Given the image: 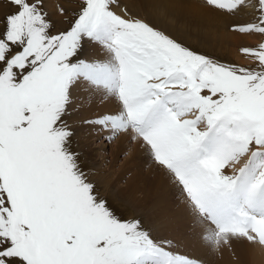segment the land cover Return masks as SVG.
I'll return each mask as SVG.
<instances>
[{"label":"snow or ice","instance_id":"1","mask_svg":"<svg viewBox=\"0 0 264 264\" xmlns=\"http://www.w3.org/2000/svg\"><path fill=\"white\" fill-rule=\"evenodd\" d=\"M220 19L248 63L166 27ZM190 234L264 250V0H0V264H207Z\"/></svg>","mask_w":264,"mask_h":264},{"label":"bare ground","instance_id":"2","mask_svg":"<svg viewBox=\"0 0 264 264\" xmlns=\"http://www.w3.org/2000/svg\"><path fill=\"white\" fill-rule=\"evenodd\" d=\"M226 23V19H220L214 28L200 31L196 29L177 30L174 26L166 27L175 38L185 43L187 46L194 48L204 54H208L223 60L225 59L226 55L232 51L230 47H239L244 44L250 45L255 42L253 38H241L228 33L225 28ZM161 179L162 178L158 174L156 176L155 182L157 183L161 181ZM145 182L146 181H143V183ZM156 183H151V185ZM127 184L129 183L127 182ZM131 185L135 186V183H132ZM118 192V195H126L129 199L134 198L131 192H124L122 188H119ZM182 251L190 256L204 259L207 264H264V258L260 255V252H258L257 248L253 246L238 247L236 249V257L239 258L238 260L236 257H233L227 252L224 254L223 258H219L215 255L212 256L205 248L201 246L199 238L196 234L188 235L187 239L183 241Z\"/></svg>","mask_w":264,"mask_h":264},{"label":"rangeland","instance_id":"3","mask_svg":"<svg viewBox=\"0 0 264 264\" xmlns=\"http://www.w3.org/2000/svg\"><path fill=\"white\" fill-rule=\"evenodd\" d=\"M255 43H256V40L252 44H255ZM239 47H230V49L232 51L229 52L226 55L225 59H223L222 61L226 60L225 62H230V63H239L240 62L239 64L248 63V61L246 59H244L242 57V55L240 54V52L238 51ZM238 54H240V55H238ZM240 58H241V60H240ZM95 148L97 150L98 159H96L94 162L97 165H102L104 160H110L112 162V165L115 166L117 164V159H118L119 153L126 151L128 148V145L126 143H122L120 141H117L116 143L108 146V151H107L106 155L103 151H101L102 149L105 148V144L103 142L96 143ZM113 175H114L115 181H116V190H115L114 194L115 195L119 194V192H118L119 188L124 189L127 185H129V184L131 185L132 183H135V186L133 185L134 190L131 191L132 196L135 198V196L137 195V192L147 190L148 186H150L151 183H156L155 181L151 180V177L153 175L157 176L158 174L154 173V171L152 169L145 167V169L141 172L138 171V172L133 173L132 175H128L126 169H124L123 167H119L113 173ZM139 175H141V176H139ZM143 181H146V182L143 183ZM127 182L129 184H127ZM257 250H258V252H260V255L264 258V250H261L259 248H257Z\"/></svg>","mask_w":264,"mask_h":264}]
</instances>
